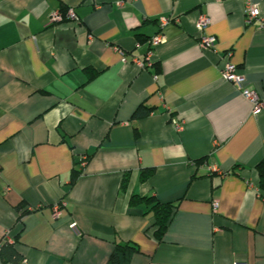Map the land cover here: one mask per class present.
<instances>
[{
    "label": "crops",
    "instance_id": "1",
    "mask_svg": "<svg viewBox=\"0 0 264 264\" xmlns=\"http://www.w3.org/2000/svg\"><path fill=\"white\" fill-rule=\"evenodd\" d=\"M97 1L0 0V245L18 264H106L115 241L137 246L128 264H264V107L242 94L264 99V26L245 0ZM132 195L175 203L160 241Z\"/></svg>",
    "mask_w": 264,
    "mask_h": 264
},
{
    "label": "trees",
    "instance_id": "2",
    "mask_svg": "<svg viewBox=\"0 0 264 264\" xmlns=\"http://www.w3.org/2000/svg\"><path fill=\"white\" fill-rule=\"evenodd\" d=\"M64 10V9H63ZM150 110L143 105H139L132 113L133 118H139L142 116H146ZM202 162V159L199 160ZM259 168V177L260 179H264V168L262 165H258ZM80 170H72L70 184L74 182L77 176L80 174ZM153 173L152 167L142 168L139 173V180L145 181L147 178L151 176ZM127 187V178L124 177L121 181L120 188L125 190ZM144 204L145 207V214L151 213L153 217V222L150 229V234L153 237L160 241L168 227V224L172 218L174 213V209L176 207L174 202H166L162 203L158 201L155 197L144 195H132L129 198L130 205H138ZM15 240L12 241H5L3 244L0 245V259L2 262L11 261L14 264H18L21 260V255L16 252L14 248ZM137 246L133 242L129 241H115L112 251L109 254V257L106 261V264H128L132 255L137 252Z\"/></svg>",
    "mask_w": 264,
    "mask_h": 264
},
{
    "label": "built area",
    "instance_id": "3",
    "mask_svg": "<svg viewBox=\"0 0 264 264\" xmlns=\"http://www.w3.org/2000/svg\"><path fill=\"white\" fill-rule=\"evenodd\" d=\"M93 5L96 7L98 6V1L97 0H92ZM124 0H116L115 4L117 6H121L123 4ZM77 20L78 17L74 13V11L69 8L65 13L60 12L59 10L53 11L50 15L49 22L54 23V22H60L63 20ZM254 20H258L260 22V26H264V19L260 16V11L258 8V5L251 2L250 0H245L244 1V21L245 23H252ZM168 22V19H160L159 21V27L162 28L166 23ZM209 24V18L206 14L200 13L198 15L197 21H196V27L197 29L201 32L200 38H199V45L203 48H213L214 43H215V37L212 35H205L203 34L204 29L207 27ZM164 40V36L159 30L156 34H154L152 37L149 39V52L147 54V61L150 62L152 61V48L162 42ZM221 76L223 79L226 81H230L232 83H235L240 86L241 82L243 81V76L237 72V67L234 63L232 62H227L225 65L221 68L220 70ZM242 94L246 97L249 98L253 103H254V111L260 110L262 107H264V99H261L258 97V95L249 89H243ZM176 130L181 129V124L176 123L174 125ZM82 162L85 161V157H82ZM211 170L219 172L218 168L216 166H211ZM220 173V172H219ZM217 207L216 202L213 203V209ZM53 215L57 216L59 213V204H55L53 207ZM74 223H72V226ZM9 241H12L11 239H8ZM233 264H244L243 262L236 261Z\"/></svg>",
    "mask_w": 264,
    "mask_h": 264
}]
</instances>
